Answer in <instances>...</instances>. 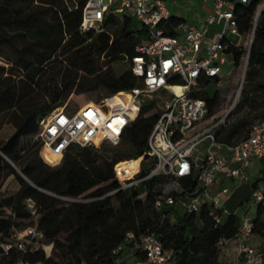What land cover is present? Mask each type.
<instances>
[{
    "label": "trees",
    "instance_id": "trees-1",
    "mask_svg": "<svg viewBox=\"0 0 264 264\" xmlns=\"http://www.w3.org/2000/svg\"><path fill=\"white\" fill-rule=\"evenodd\" d=\"M86 1L0 0V61L9 66L7 72L0 67V76L4 75L0 80V115L9 114L8 123L15 129L0 142V188L7 176H13L19 186L12 195L0 192V236L27 225L40 231L43 242L52 244L51 256L46 257L39 249L21 258L32 264H116L113 251L127 233H153L164 250L173 252V264H220L219 243L237 235V216H221L217 223L206 204L192 214H179L173 207L159 212L153 207L154 199L169 182L175 180L183 190L191 191L196 180L154 177L134 188L119 190L117 178L127 179L119 173L123 169L120 162L148 159L147 140L160 113L155 101L142 104L119 145L104 144L99 150L71 147L58 165L43 163L38 122L53 106H63L72 94L96 92L102 98L140 85L131 64L135 48L147 39V30L130 16L109 14L100 31L81 32ZM262 2L251 0L233 6L241 34L253 29ZM183 23V18L170 14L162 25L164 34L178 35L176 29ZM226 53L231 55L234 68H244L238 97L242 105L237 101L236 106L247 110L233 122H229L228 115L214 129V137L220 144L232 145L247 137L254 114L257 122L264 120V8L248 52L229 46ZM114 65H120L119 71L113 69ZM211 83L219 84L220 78H202L198 88ZM35 90L51 104L37 102ZM193 94L206 101L207 118H211L218 107V93L212 99L200 92ZM34 137L39 143L32 148L29 145ZM259 161L252 189L264 182V157ZM61 197L82 202L68 204ZM28 199L36 206L35 220L27 211ZM6 211L11 215L6 216ZM253 234L264 237V210L258 206L253 215ZM10 256L15 258L16 254Z\"/></svg>",
    "mask_w": 264,
    "mask_h": 264
},
{
    "label": "built area",
    "instance_id": "built-area-1",
    "mask_svg": "<svg viewBox=\"0 0 264 264\" xmlns=\"http://www.w3.org/2000/svg\"><path fill=\"white\" fill-rule=\"evenodd\" d=\"M250 1L212 0L211 10L200 28L181 24L176 29L180 30V35L169 36L162 29L170 17L163 0H87L82 11L81 32L100 31L103 19L109 14L119 18L130 16L147 30V39L135 48L136 55L131 64V71L140 85L129 91L106 95L97 103H86L77 110H68L64 104L43 116L38 122L42 161L53 167L71 147L99 150L104 144L119 145L125 130L139 115L142 104L160 99L166 93L169 98L164 101L147 140L146 155L152 166L145 176L140 175L143 172L140 162L138 170L129 178L120 181L116 176L119 190L134 188L154 177H191L197 182L193 190H183L174 180L176 187L172 192L165 191L170 185L167 184L156 196L154 209L160 212L173 207L182 214H192L198 213L206 204L211 207V214L218 223L221 216L227 215L220 205V198L228 199L231 188L221 186L213 193L217 178L231 180L237 185L246 178L250 161L264 157V120L256 122L247 137L238 143L220 144L215 140L214 129L224 123L228 113L201 128L208 119L207 103L193 93L202 78H219L229 55L226 53L229 46L240 49L247 45L248 52L264 2L257 7L253 29L244 35L237 29L232 8L235 3L245 5ZM212 25H221V30L214 38H208V28ZM230 35L237 38L235 42L229 39ZM243 78L244 68L242 81ZM173 88L180 91L176 93ZM202 139H207L210 147L202 158L193 157ZM252 198L256 207L264 210V182L255 186ZM60 199L68 204L82 202L68 197ZM25 204L35 220V204L30 199ZM5 214L10 216L11 212ZM253 235V217H243L237 235L232 239L236 245L234 260L228 264H263L264 251L250 245ZM225 242H220L219 247ZM39 249L46 257L51 256L52 244H45L43 234L34 226L13 228L7 235L0 236V264H32L21 258ZM12 252L16 254L15 258L10 256ZM113 256L116 264H173V252L164 250L153 233L139 236L127 233L113 251Z\"/></svg>",
    "mask_w": 264,
    "mask_h": 264
},
{
    "label": "rangeland",
    "instance_id": "rangeland-1",
    "mask_svg": "<svg viewBox=\"0 0 264 264\" xmlns=\"http://www.w3.org/2000/svg\"><path fill=\"white\" fill-rule=\"evenodd\" d=\"M169 8V11L175 17H181L185 20L188 26H196L200 18H204L209 11L210 6L212 5V0H163ZM209 34H213L215 32H219L221 30V25H212L208 28ZM229 39L233 42L236 41V37L230 35ZM243 51H246L247 45H243ZM0 67H3L6 72L9 68L8 65L0 61ZM124 67V66H123ZM113 69L119 71L120 65H114ZM15 76L18 77V73L14 72ZM243 68H234L232 64V57L230 55L226 56V64L222 66L221 72L219 74L220 83L217 85H213L212 83L207 85L205 88H198L195 90L196 93H201L205 98L212 99L215 92L218 93V107L215 110L214 115L211 118H208L206 122H204L201 128L208 126L210 122L218 121L225 113H228L229 122H233L237 120L239 117L246 114L247 108L245 106H236L237 102H235L237 93L241 92L243 87ZM4 79V75L0 76V80ZM17 80V79H16ZM178 93V92H176ZM34 98H37V102L40 104L49 105L51 101L49 98L42 99L40 91L33 92ZM101 94L99 93H89V94H79V95H70L66 100L65 104H67L68 110H77L82 107L84 104L93 102L97 103L100 100ZM169 98V95L164 93L160 96V99L155 98L157 102V107L159 111L162 108V105L166 99ZM238 105H242V99L238 101ZM52 107L53 109L60 108ZM235 110V112H234ZM231 112H234L233 115H230ZM254 114L251 117V125H254L258 118L254 117ZM10 115H0V140L6 138L10 132L13 130L12 124L8 123L10 121ZM240 139L238 137L234 141ZM38 139L34 137L29 146L35 148ZM39 143V142H38ZM210 147V142L207 139H202L196 146L193 157L202 158L206 155L208 148ZM41 150V147H40ZM39 150V151H40ZM215 151H218L214 149ZM44 163V162H43ZM45 164V163H44ZM120 165L123 166V169L120 170V175L124 176V172L128 173L130 176L133 175L138 170V162L135 160H127L120 162ZM260 163L256 159H252L250 166L248 167L247 177L237 185H234L231 180H225L222 183L217 182L213 187V193L216 192L217 189L220 188V185L231 188V194L228 199L224 197L220 198V205L222 209L227 214H233L241 220L243 217L251 216L255 214L256 204L252 198V183L255 181L257 177V169L260 167ZM48 166V165H47ZM152 166L151 160H142L139 163V167L141 171L147 173ZM17 169V168H16ZM165 188V191L172 192L176 184L173 182H169ZM16 187V181L13 176H7L2 183L0 188V192L4 193V195L13 194ZM234 187V188H233ZM181 214V211H178ZM262 244L264 245V237H262ZM234 245V241L230 242L225 249H219V258L218 261H225L226 263H231L234 260L233 252L231 251L232 246Z\"/></svg>",
    "mask_w": 264,
    "mask_h": 264
},
{
    "label": "crops",
    "instance_id": "crops-1",
    "mask_svg": "<svg viewBox=\"0 0 264 264\" xmlns=\"http://www.w3.org/2000/svg\"><path fill=\"white\" fill-rule=\"evenodd\" d=\"M211 7H212V5L210 6V8H209V11H208V13L210 12V10H211ZM207 13V14H208ZM171 14V13H170ZM207 14H206V16H207ZM205 16V17H206ZM205 17L204 18H200L199 19V21H198V23H197V25L195 26V27H198V28H200L201 26H202V24H203V21H204V19H205ZM183 24H187L186 22L185 23H183ZM178 32V34L180 35V30H178L177 31ZM216 33H218V32H215V33H213V34H209V32H208V38H214L215 37V35H216ZM12 127H13V125H12ZM14 131H15V129H14V127H13V130L10 132V134L6 137V138H4V139H2V140H0V142H3V141H5V140H7L13 133H14ZM257 160V159H256ZM257 161H259V160H257ZM250 163H251V161H250ZM250 163H249V165H248V167L250 166ZM259 163H260V161H259ZM260 166V165H259ZM248 167H247V169H246V177H247V171H248ZM259 169H260V167L257 169V171H255V172H257V176H258V172H259ZM217 182H220V183H222L223 181L221 180V178L220 177H218L217 178V181H216V183ZM215 183V184H216ZM258 183H260V182H258ZM257 183V184H258ZM221 186H223V185H220V187ZM18 188H19V186H18V184H17V182H16V187H15V190H14V192H13V194L18 190ZM253 190V189H252ZM214 190H212V192H213ZM4 194V193H3ZM10 195H12V194H10ZM254 215V214H253ZM253 215H251L252 217H253ZM262 237L263 236H261V235H257V234H254L253 235V237H252V239L250 240V245H252L253 247H255V248H260L261 250H263L264 249V245L262 244ZM232 241H234V240H229V241H227V242H225L222 246H220V249H225V247H227L228 246V244L230 243V242H232ZM229 247V246H228ZM235 248H236V245H235V243H234V245L232 246V248H231V251L233 252V255L235 256ZM220 264H228V263H226L225 261H220L219 262Z\"/></svg>",
    "mask_w": 264,
    "mask_h": 264
},
{
    "label": "bare ground",
    "instance_id": "bare-ground-1",
    "mask_svg": "<svg viewBox=\"0 0 264 264\" xmlns=\"http://www.w3.org/2000/svg\"><path fill=\"white\" fill-rule=\"evenodd\" d=\"M173 90L175 91V92H179L180 91V89L179 88H173ZM121 177H123V178H129L130 177V175L128 174V173H125L124 172V176H121Z\"/></svg>",
    "mask_w": 264,
    "mask_h": 264
}]
</instances>
